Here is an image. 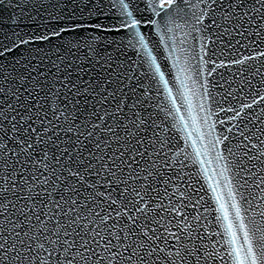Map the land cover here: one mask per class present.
<instances>
[{
	"label": "snow or ice",
	"instance_id": "1",
	"mask_svg": "<svg viewBox=\"0 0 264 264\" xmlns=\"http://www.w3.org/2000/svg\"><path fill=\"white\" fill-rule=\"evenodd\" d=\"M3 3L4 0H0V4ZM182 4L193 9L190 17ZM199 4L205 7L200 8ZM146 7L154 18H137L134 11L138 12L139 8L133 9L132 0H111V8L116 10L112 26H106L91 11L85 22V16H77L73 10L67 17L70 24L63 23V14L49 13V19L55 21L56 26L42 34L24 33L21 29L13 33L15 39L10 46L0 44V57H4L21 53L26 46L60 40L61 46L72 55L83 45L85 58L89 61L87 66L78 65L75 69L80 73L76 81L69 79L74 62L67 65L70 71L60 81L67 92H61L55 84L48 89L45 100L51 96L52 103L59 101L51 109V116L47 112L43 116L39 114L44 105L38 101L32 107L8 104L14 113L10 127L5 131L0 123V172L5 173L0 176V217L3 218L0 219V264H264V127L256 131L250 127L257 121L264 125V119L256 117L254 121L251 112L255 106L264 105V95L253 94L251 79L247 76H243L238 88L227 92L225 99L243 97L245 89L252 97L251 102L241 103L239 108L221 109L232 113L229 119L236 121L233 128L241 138L238 145L241 156L233 171L226 162L227 157L217 148L229 139L228 136L212 137L207 144L203 143L206 137H211V131L201 132L200 125L209 129L215 125L208 123L211 113L203 99L194 105L192 98H210L209 90L206 82L194 79L188 49L183 47L187 37L195 31L200 33V51L207 55V41L211 36H205V33L211 32L213 27L220 30L221 38L233 33L244 37L247 29H240L257 18L255 35L261 36L264 0H251V4L248 0H197V3L147 0ZM37 15H40L39 9ZM177 19L183 23H176ZM149 26L159 35L160 44L172 49L168 58L175 74L173 76L169 70L167 76H172L176 91L184 101L183 106L189 109L187 120L176 106L177 97L173 95L166 72L152 54L150 37L142 31ZM184 27L189 31L177 45L169 34ZM83 32L89 33L87 39L80 35ZM166 36L173 41L171 45L165 41ZM105 42L108 47L115 45L117 50L125 45L142 50L158 91L162 88L170 101V107L160 110L173 119V128L186 132V146L193 149L184 154V159L191 158L192 164L200 166V173H209L204 167L206 161L201 159L208 155L209 149L215 153L218 165L223 162L218 172L213 169L204 177L211 192L210 199L216 204L214 220L219 231L211 232L207 225H202L201 215H192L194 222L189 221L191 213L185 209L191 207L195 213L203 197L193 202L191 195L177 187L167 198V203L163 199L157 202L159 190L154 185L163 184L167 196L168 185L173 180L171 176L165 179L167 173L162 169H171L177 163L184 167V160L178 158L185 150L176 152L169 163L167 153L162 151L169 141L159 139L157 129L160 125L150 111L148 90L143 89L137 95L140 85L131 83L133 76L123 72L113 75V57L108 47H100ZM27 50L29 54L43 52L41 60L48 59L57 71H60L59 62L67 59L58 54V47L56 60H52L42 47ZM253 51L254 55L230 63L245 66L249 61L259 60L261 66L255 68V74L264 77V50ZM200 59L203 61L204 57ZM101 69L103 72L99 71ZM93 71L99 74L84 78ZM114 83L118 87H113ZM3 91L0 88V93ZM12 96L17 102L20 100L18 93L13 92ZM37 105V114H29ZM260 112L264 113V107ZM0 118L9 120L2 109ZM189 127L191 131H188ZM118 129L123 130V137L118 135ZM193 133H196L195 139ZM5 137L15 145L14 148H8L3 142ZM197 141L201 142L200 147L196 146ZM113 142L117 144L115 150L112 149ZM157 143L161 151L155 150ZM145 145L153 151L149 153ZM226 150L235 157L232 148ZM153 156L156 158L152 159ZM161 159L163 165L159 163ZM252 161L261 167L257 169ZM29 168L32 169L30 173ZM200 190L202 188L190 189L193 192ZM176 193H179V199L174 201L172 197Z\"/></svg>",
	"mask_w": 264,
	"mask_h": 264
},
{
	"label": "water",
	"instance_id": "2",
	"mask_svg": "<svg viewBox=\"0 0 264 264\" xmlns=\"http://www.w3.org/2000/svg\"><path fill=\"white\" fill-rule=\"evenodd\" d=\"M190 2L197 3V0H190ZM248 2L251 4V0H248ZM146 4L147 0H132L133 9L136 7L139 8L138 12L134 11L137 18H154V14L148 10ZM54 5H59V7L54 8ZM181 7L188 11L190 17L193 9L184 4H182ZM199 7L204 8L205 5L199 4ZM37 9H39L40 15H37ZM109 9H111V11H109ZM73 10H75L77 16L84 15L86 18L85 22H88L87 17L89 11L97 16L106 26H112L113 21L116 20V10L111 8V0H71V2L70 0H4V3L0 4V44L10 46L12 40L15 39L13 33L20 31L21 29H23L24 33L30 32L32 34H42L44 31L56 26L55 21L49 19V13L52 15L63 14L65 16L63 23L70 24L71 21H69L67 17ZM217 15H219V13H217ZM93 22H95V20H93ZM176 23L182 24L183 21L177 19ZM256 23H259V18H257L252 24L245 23L243 25L240 31H245V29H247L244 37L233 33L230 37L224 36L221 38L220 30L213 27L211 32L205 33V36H211V40L207 41V55L200 51L201 40L200 33L198 32L192 31L191 35L187 37V44L183 46L188 49V56L192 66V75L194 79L198 80L200 83L206 82V87L209 90L210 98H192L194 105H198L201 102V99H203L206 109L211 113L208 123L215 125L213 129H209L203 124L200 125L201 132L207 133L208 131H211V137H206L203 143L207 144L208 139H211L212 137H220L222 139L224 136H228L229 139L224 141L223 144L217 145V148L220 149L225 157H227L226 162L233 168V171H235V162L239 160L241 156V152L238 150L241 138L239 137L237 130L233 128V124H235L236 121H231L229 119L232 113L226 110L222 111L221 109H227L229 107L239 108L241 103L251 102L252 97L247 95V89H245V95L243 97L225 99L228 91L239 87L243 76H247L251 79L253 94L258 92L259 95H264V77L255 74V68L261 66V61H249L245 66L233 65L230 63V61L234 59H240L247 55H254L255 52L253 49L258 51L264 50V31H262L261 36H256ZM173 27L175 28L174 25ZM142 31L146 32L150 37L149 46L152 48V54L156 56L157 62L161 64L162 69L166 72V76L169 70L174 76L175 69H171L172 61L168 58L169 53L172 50L171 47L166 48L160 44L159 35H157L150 26L142 28ZM187 31H189V29L184 27L175 29L174 33L169 35L173 36V40L176 41L178 45V41L184 38V33ZM97 34L104 35L103 33ZM80 35L87 39L89 33L83 32ZM221 39L223 40V43H221ZM238 40L240 41L239 44L237 43ZM165 41L170 45L173 43V41L168 40L167 36L165 37ZM253 41L256 43L253 44ZM229 45H231V47H229ZM38 47H42L44 52H48L51 55L52 60H56L57 54H55V52L56 48H59L58 54L67 57L63 62H59L60 71L53 68L48 59L41 60L43 52L39 53V55L34 51L32 54H29V51L27 50L28 48L35 49ZM100 47H108L107 42L101 44ZM177 51H179V47H177ZM108 52L111 53L113 57L112 63L115 69L113 75L123 72L126 75L133 76L134 78L131 83L133 85H140V88L137 89V95H140L143 89L148 90L151 97L148 103L152 105L150 111L155 117L156 123L160 125V128L157 129L159 132V139L161 141H169V144L165 145L162 150L163 153H167L169 163L171 164V157H173L176 152L180 151V149L185 150L178 158L179 160H184V167H181L179 163H177L172 165L171 169L168 167L162 169L167 173L165 179L171 176L173 177V180L168 185L167 196L164 193L163 184L154 185L159 190L157 202H159L160 199H163L164 202L167 203V198L172 196L177 187H179L181 192H185L186 195H191L193 202L199 197H203L204 199L197 207L195 213L192 212L191 207L185 209L186 212L191 213L189 221L194 222L192 221V215H201L202 225H207L208 230L211 232L219 231L220 229L214 220L216 215L214 211L216 204L210 199L211 192L208 189V184L205 182L204 177L205 175L211 174L213 169L218 172L219 168L223 166V162L218 165L214 159L215 153L209 149L207 156H201V159L206 161L204 167L209 169V173H200L199 165L192 164L191 158L184 159V154L192 152L193 149L191 146H186L184 139L186 132L177 131V129L173 128V119L168 116L166 111L160 110L161 108L170 107V101L167 99V94L162 88L158 91V86L152 79V72L149 63L144 57L142 50L133 49L126 45L124 48L117 50L115 45H113L108 47ZM33 55H36V60H33ZM201 56L204 57L203 61L200 59ZM204 61L208 62L205 63ZM212 61H215V63H212ZM221 62L224 63V66H219ZM69 63H73V70H71L72 75L69 79L76 81L78 75H80V73L75 71L77 66H87L89 64L88 59L85 58V49L83 45H80V51H77L75 55H72L61 46L60 40H54L51 44L26 46L24 50H21V53L14 52L4 57H0V88L4 89V91L0 93V109H2L5 115L9 117L8 121H4L0 118V123H3L5 131L10 127V118L14 115L11 109L8 108L9 103H12L13 105L19 103L32 107V104L38 101L39 104L44 105V108L39 111V114L43 116L44 113L47 112L48 115L51 116V109L55 107L59 101H56L54 104L52 103L51 96H49L48 101L45 100V96L48 94V89L52 87L53 84H55L56 88H59L61 92H67V89L62 87L60 81H63L64 77L68 75V71L70 70L67 69V65ZM92 63L95 65V60H93ZM96 67L98 68V66ZM213 69L215 70L213 71ZM99 71L103 72L102 69ZM41 72L44 73L43 76L39 75ZM98 74V72L93 71L85 75L84 78L87 79L88 75L97 76ZM32 77H36V79H33ZM167 78L170 80V86H173V95L177 97L176 106L180 109V115L185 116V119L187 120L189 109L183 106L184 101L180 99L176 91V86H174L175 81H173L172 76H167ZM127 82L128 81L126 80L125 83ZM37 85H39V87H37ZM112 86L118 87L115 83ZM189 86L191 87V81H189ZM197 87H199V84H197ZM13 92L20 95V100L18 102L12 96ZM202 92L203 89H201V93ZM29 93H31V96H29ZM33 97H35V100H33ZM261 107H264V105H257L251 110L252 119L254 121L256 120V117L264 119V113L260 112ZM21 111H23V109H21ZM37 111L38 105L37 107H33L32 112L29 114L35 116ZM193 114L196 115L197 112L193 111ZM85 115H88V113H85ZM201 115H203V113H201ZM128 116L131 118L132 113L129 112ZM221 121H223V123H221ZM37 126L39 127V124H37ZM250 127H252L253 131H256L257 128L264 127V125H260L259 121H257L255 124L250 125ZM229 128H232L233 130L231 132L227 131ZM188 131H191V127H189ZM150 134L151 133H148L147 135ZM256 134L259 135L260 133L257 132ZM9 135H11V133H9ZM61 135L63 138V134ZM118 135L123 137L124 132L122 129H118ZM192 138H196V133H193ZM3 142L8 148L15 147L7 137L4 138ZM252 142L255 143V139H253ZM200 143V141H197L196 146L200 147ZM145 146L148 147L147 145ZM228 147L232 148L233 152L236 154L235 157L227 152L226 149ZM116 148L117 144L113 142L112 149L115 150ZM169 148L171 150H169ZM155 150L161 151L159 143L156 144ZM152 151L153 149L148 147V152L151 153ZM151 158L155 159L156 157L153 156ZM21 159H23V157H21ZM207 161L211 162L208 163ZM11 162L12 161H9V163ZM29 163L31 164L32 161H29ZM159 163L163 165V160L161 159ZM143 164L144 162H142V166ZM251 164H255L257 169L261 167L256 161H252ZM17 171H19V168H17ZM31 171L32 169L29 168L28 172L30 173ZM3 175H5V173L0 172V176ZM241 175H243V173H241ZM217 178L219 177L217 176ZM5 186H7V184H5ZM201 188L202 190L198 192L190 191V189L196 190ZM252 191L253 193L257 192L255 188H253ZM153 195L156 194L153 193ZM9 198L11 199L10 196ZM172 198L174 201L179 199V193H176ZM184 202L188 203L187 199H185ZM205 208L208 209L207 212L204 211ZM0 219L3 218L0 217ZM216 239H219V237H216Z\"/></svg>",
	"mask_w": 264,
	"mask_h": 264
}]
</instances>
